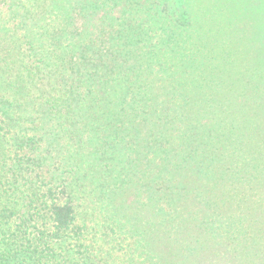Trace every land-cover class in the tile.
<instances>
[{
	"label": "trees",
	"instance_id": "obj_1",
	"mask_svg": "<svg viewBox=\"0 0 264 264\" xmlns=\"http://www.w3.org/2000/svg\"><path fill=\"white\" fill-rule=\"evenodd\" d=\"M0 264H264V0H0Z\"/></svg>",
	"mask_w": 264,
	"mask_h": 264
}]
</instances>
